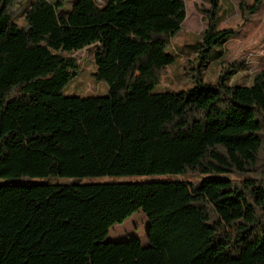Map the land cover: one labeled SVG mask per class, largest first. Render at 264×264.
I'll list each match as a JSON object with an SVG mask.
<instances>
[{"label": "trees", "instance_id": "16d2710c", "mask_svg": "<svg viewBox=\"0 0 264 264\" xmlns=\"http://www.w3.org/2000/svg\"><path fill=\"white\" fill-rule=\"evenodd\" d=\"M19 1L0 0V179L64 181L45 188L11 241L1 232L0 264H264V71L250 86L198 72L191 89L152 93L174 61L165 48L184 0H72L67 10L34 0L22 26ZM219 1L198 7L202 60L230 35L218 30ZM85 47L108 93L64 96ZM187 173L246 177L144 179ZM139 210L147 246L106 240Z\"/></svg>", "mask_w": 264, "mask_h": 264}, {"label": "rangeland", "instance_id": "374dc122", "mask_svg": "<svg viewBox=\"0 0 264 264\" xmlns=\"http://www.w3.org/2000/svg\"><path fill=\"white\" fill-rule=\"evenodd\" d=\"M34 0H20L15 7L13 20L20 26L24 25L22 14ZM61 8L67 10L72 0H62ZM244 2L245 8L240 9L239 3ZM186 17L178 33L165 48L174 57L162 77L154 85L152 93L179 92L196 86V75L201 73L204 82H214L223 72L224 82L228 85L250 86L253 75L257 71H264V0H220L218 16L220 23L218 30H227L230 35L223 42L211 47L203 60L197 58L196 44L202 40L206 22L198 7H208L206 0H184ZM257 5L253 13H249L250 6ZM95 48L85 47L74 54L76 67L74 75L64 85V96L97 97L108 93V84L97 80L95 70ZM234 70V71H233ZM236 173H187L173 176L144 177L147 180H183L197 185L204 180L220 178H245ZM64 181L61 178H30L8 182L0 179V234L9 233L11 241L23 220L24 214L33 204L44 195L45 188L55 182ZM7 191V193H4ZM30 191L29 193H27ZM11 203V206H9ZM9 206V207H8ZM148 220L142 210L134 212L122 223L112 225L106 240L126 241L137 239L142 246H147ZM0 244V255L3 253Z\"/></svg>", "mask_w": 264, "mask_h": 264}]
</instances>
